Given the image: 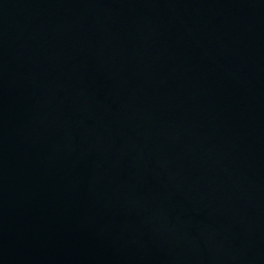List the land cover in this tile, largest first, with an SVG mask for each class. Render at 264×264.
I'll return each mask as SVG.
<instances>
[{
    "label": "water",
    "instance_id": "95a60500",
    "mask_svg": "<svg viewBox=\"0 0 264 264\" xmlns=\"http://www.w3.org/2000/svg\"><path fill=\"white\" fill-rule=\"evenodd\" d=\"M0 264H264V0H0Z\"/></svg>",
    "mask_w": 264,
    "mask_h": 264
}]
</instances>
